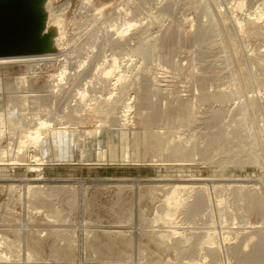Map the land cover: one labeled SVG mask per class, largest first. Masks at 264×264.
<instances>
[{
    "label": "rangeland",
    "instance_id": "374dc122",
    "mask_svg": "<svg viewBox=\"0 0 264 264\" xmlns=\"http://www.w3.org/2000/svg\"><path fill=\"white\" fill-rule=\"evenodd\" d=\"M81 1L50 0L49 7L46 4L50 17L47 27L63 23L59 36L53 39L51 58L0 64V114L8 112L13 96L14 100L28 97L33 101L36 95L44 101L48 114L42 118L56 125L55 132L70 128L69 136L74 133L76 143L85 148L82 152L81 146L54 144L59 138L54 130L37 148L24 133L11 134L7 130L1 136L0 150L7 156L1 163L5 170H0V241L17 244L13 246V258L19 255L16 258L20 261L13 264H27L28 255L30 262L34 258L32 263L40 261L36 264H72L65 258L72 251L68 249L72 234L78 238V245L73 247L78 258L73 264L87 263L83 256L85 240L102 249L101 253H86L88 263L264 264V0H90V4L84 2L89 4L84 7ZM40 3L43 1L35 3L38 9ZM257 12L262 15L259 19ZM253 15L255 24H250L248 20L254 19ZM125 21H132L137 28L125 33L124 42L116 34L127 28ZM43 29L44 26V33ZM45 37L40 40L44 42ZM135 48L139 52L135 53ZM42 53L46 51L38 55ZM112 61L118 64L122 76L118 84L111 74ZM81 87L86 90L85 99L79 96ZM223 90L224 95L229 91L228 98L223 97ZM106 99H113L109 100L111 104L116 102L112 106L118 117L111 116V122L108 117L105 123L92 109L95 105L105 106ZM182 101L192 113L190 125L185 122L187 113L171 114ZM125 103L132 104L129 121L121 129L124 133L114 135L112 123L121 120ZM29 106L34 108L32 103ZM154 107L163 111L162 115ZM70 109L76 111L72 118ZM167 111L170 115L166 116ZM160 115L164 121L157 118ZM180 116L185 119L179 121ZM166 117L176 122L171 118L170 123ZM157 135L168 136L167 141L174 140V145H191L188 154L190 151L192 155L180 159L165 153V158L156 149ZM171 142L167 147L174 146ZM20 146V160H14ZM35 155L43 160L41 174L29 168L36 164L32 162ZM181 184L195 188L203 185L205 202L192 213L196 190L188 193L190 204L180 207L175 220L178 243L158 241L154 234L169 233L174 225L166 228L158 221L152 223L162 213L167 190ZM28 185L44 187L48 202L28 200ZM238 186L237 193L243 190L260 198L262 209L254 211L246 202H240L234 191ZM52 187L68 190L53 191L49 189ZM75 191L78 199L72 207L68 204L69 193ZM60 213L63 223L58 222ZM50 229L61 233L50 238ZM208 231H215L219 251L199 245ZM85 233L96 237V244L93 238L85 239ZM38 241L43 244L42 250L35 255L31 246ZM110 244L113 248L109 250ZM28 246L32 254L27 253Z\"/></svg>",
    "mask_w": 264,
    "mask_h": 264
},
{
    "label": "bare ground",
    "instance_id": "6f19581e",
    "mask_svg": "<svg viewBox=\"0 0 264 264\" xmlns=\"http://www.w3.org/2000/svg\"><path fill=\"white\" fill-rule=\"evenodd\" d=\"M43 1V3H40V4H42L40 7V9H38V5H35V8H36V11H37V13L39 14V15H41L42 16V21H43V26H44V33H43V31H42V28H41V31H42V33L43 34H41L40 35V38H42L44 35H46V37H45V41L44 42H42L41 40V43L43 44V50L42 51H46V53H42V56H41V54L40 55H38V54H36V56L34 55V57L32 56V57H25V55L24 56H11V57H0V64H13V63H28V62H35L36 60V58L38 59V58H51L52 56H53V53H52V50H54V45H53V39H55V37H58L59 36V34H60V32L62 31L61 30V27L63 26V23H62V21H59L58 23L56 22L55 24H53L51 27H47V21H48V18L50 19V17H48V14H47V12L45 11V8L48 6V5H50V0H40V2H42ZM89 1L90 0H83V1H81L82 3H83V7L85 6V4H88L89 3ZM92 1V0H91ZM84 2H88V3H85L84 4ZM245 2V1H244ZM243 2V3H244ZM36 3H38V1L36 2ZM48 3V4H47ZM82 3H80V5L82 4ZM202 3V2H201ZM46 4H47V6H46ZM90 4V3H89ZM88 4V5H89ZM240 4V3H239ZM46 6V7H45ZM49 7V6H48ZM124 7V6H123ZM238 7V6H237ZM240 7V6H239ZM242 8L244 7V5L243 6H241ZM240 7V8H241ZM239 8V9H240ZM241 8V9H242ZM43 9H44V11H43ZM84 9V8H83ZM120 10H121V8H120ZM119 10V11H120ZM260 10V9H259ZM263 10V9H262ZM61 11V10H60ZM121 11H123L122 13L124 14V9L122 8V10ZM258 11V10H257ZM264 11V10H263ZM54 12H55V10H54ZM126 12H127V10H126ZM125 12V13H126ZM261 12V11H260ZM257 12L256 13V17L259 19L262 15H261V13H263V12ZM53 13V12H52ZM57 13V12H56ZM62 13V12H61ZM119 13V12H118ZM127 14H128V12H127ZM122 14L120 13V16H121ZM263 15H264V13H263ZM51 16V15H50ZM52 16H54V15H52ZM119 16V17H120ZM254 16V19H252V17H251V19H249L248 21L250 22V24H255V15H253ZM125 17V16H124ZM123 17V18H124ZM247 17H249V15L247 16ZM60 18V17H59ZM126 18V17H125ZM214 18V17H213ZM256 18V19H257ZM54 19V18H53ZM62 19V18H61ZM60 19V20H61ZM121 19H122V17H121ZM263 19V18H262ZM58 20V19H57ZM63 20V19H62ZM126 20V19H125ZM122 21H123V19H122ZM132 22V21H131ZM131 22H127V21H125V26H127V28L124 30V31H120V32H117L118 34H116V35H120V37L124 40V37H125V33L126 34H129L128 32L130 31V29H132L133 27H135V28H137L136 27V25L134 26L133 25V23L131 24ZM139 22V21H138ZM137 23V22H136ZM143 23V22H142ZM49 24V23H48ZM50 25V24H49ZM138 25H140V24H138ZM42 26V27H43ZM45 26H46V28H45ZM118 26V25H117ZM124 26V25H123ZM144 26V25H143ZM255 26V25H254ZM141 27V26H140ZM63 28V27H62ZM113 28H115V25L113 26ZM125 28V27H124ZM138 28H139V26H138ZM145 28V27H144ZM147 29H148V27H147ZM252 30H253V28H251ZM254 29H256V28H254ZM116 30V29H115ZM143 30V29H142ZM245 30V29H244ZM118 31V30H117ZM132 31V30H131ZM130 31V32H131ZM144 31V30H143ZM143 31H139L140 33H142ZM146 32H147V30H145ZM250 32V31H249ZM41 33V32H40ZM116 33V32H115ZM148 33V32H147ZM244 33V32H243ZM137 34V32L135 33V35ZM252 34V33H251ZM43 35V36H42ZM139 35V34H138ZM141 35V34H140ZM139 35V36H140ZM42 36V37H41ZM63 36V35H62ZM132 37V36H131ZM60 38V37H59ZM149 38V37H148ZM260 38V37H259ZM61 39H62V37H61ZM261 39V38H260ZM125 40H127V39H125ZM125 40H124V42H125ZM62 41V40H61ZM72 41V40H71ZM122 41V40H121ZM128 41H129V39H128ZM138 41V40H137ZM146 41V40H145ZM141 42V41H140ZM139 42V43H140ZM144 42V41H143ZM142 42V43H143ZM119 43V42H118ZM120 43H122V42H120ZM130 43V42H129ZM128 43V44H129ZM125 44V43H124ZM123 45V44H122ZM122 45H120V47L119 48H121V47H123ZM131 46H133V45H131ZM140 47H141V44H140ZM139 46H138V48H140ZM128 48V47H127ZM137 48V49H138ZM129 49V48H128ZM136 48H135V50H137ZM137 52H139V49L135 52V53H137ZM140 53H141V51H140ZM130 54V53H129ZM64 55V54H63ZM55 56V55H54ZM60 57V56H59ZM130 57V56H129ZM55 58H57V57H55ZM42 60V59H41ZM45 60V59H44ZM47 60V59H46ZM116 61H118L117 59H115ZM114 60V61H115ZM114 61H112V62H114ZM120 64V63H119ZM118 64L116 63V62H114V64H113V69L111 70L112 71V73H111V71H110V73L112 74V76L113 77H116V78H114V82L116 83V84H118V83H120V78L122 77V76H120L119 75V67L117 66ZM101 66V65H100ZM35 67V66H34ZM102 67V66H101ZM263 67V66H262ZM121 69V68H120ZM264 69V68H263ZM98 70H99V68H98ZM260 70H262L261 68H260ZM66 73V72H65ZM108 73H109V71H108ZM245 73H247V72H245ZM254 73V72H253ZM261 73H263V72H261ZM111 74H109V75H111ZM66 75V74H65ZM258 75V74H257ZM59 76H64V73L62 72ZM98 76V75H97ZM108 75L106 74V79L108 78L107 77ZM96 77V76H95ZM111 77V76H110ZM112 77V78H113ZM111 78V79H112ZM253 78V77H252ZM262 78V77H261ZM62 79V78H61ZM110 78H109V80H111ZM254 79H256V78H254ZM66 80V79H65ZM71 80H72V78H71ZM108 80V79H107ZM262 81V80H261ZM22 82V81H21ZM107 82V81H106ZM122 82V81H121ZM250 82V81H249ZM238 83L240 84V82L238 81ZM261 83V82H260ZM116 84H114V86L116 87ZM235 84V83H234ZM251 84V83H250ZM90 85V84H89ZM263 85V84H262ZM229 86V85H228ZM236 86H237V82H236ZM241 86H242V84H241ZM252 86V85H251ZM58 87V86H57ZM224 87V86H223ZM235 87V86H234ZM259 87V86H258ZM49 88V87H48ZM252 88V87H251ZM257 88V87H256ZM52 89V88H51ZM54 89V88H53ZM53 89L52 90H50V91H52L53 92ZM80 89V88H79ZM78 89V91H79V96H80V98L81 99H83L84 97L86 98V90H83L82 89V87H81V89L79 90ZM123 89H124V87H123ZM219 89V88H218ZM228 89V88H227ZM242 89V88H241ZM248 89H250L249 88V86H248ZM238 90V89H237ZM15 91V90H14ZM81 91H82V93H81ZM224 91V90H223ZM228 91V90H227ZM249 91V90H248ZM229 92V91H228ZM228 92H226V95H224L225 94V91H224V93L223 92H221V93H223V97H226V98H228L229 96H230V94H227ZM237 92V91H236ZM246 92V91H245ZM252 92V91H251ZM89 93V92H88ZM257 93H259V92H257ZM159 94V93H158ZM231 94H233V93H231ZM235 94V93H234ZM244 94V93H243ZM125 95V94H124ZM218 95V94H217ZM222 95V94H221ZM237 95V94H236ZM36 95H34V97L32 96V98H33V101H31L30 99H27L26 97V99L25 98H22L21 97V99H20V97H19V99L17 100V99H15L14 100V96L11 98L12 100L10 101V104H9V106H8V112L7 113H4V114H2V112H1V114H0V141H1V136H3L5 133H6V131L7 130H9L10 131V133L11 134H17V133H19L20 135L22 134V133H24V134H26L27 135V137H28V139H29V142L35 147V148H37V147H40V145L41 144H43L44 143V140L46 139V137L48 136V135H53L54 134V132H55V128H57V127H55L54 125H52L51 123L52 122H50L49 120L47 121L46 119L44 120L42 117H48V114H46L45 113V108L43 107V106H45L44 105V101H40V99H41V97H35ZM123 96V95H122ZM15 98H16V96H15ZM31 98V97H30ZM84 98V99H85ZM249 98V97H248ZM23 99V100H22ZM25 99V100H24ZM109 100L110 99H106V102H107V104L105 105V106H103V105H95V107H93V109H92V113H94V114H97V115H100V117L102 118L101 120V122H103V119H104V121H105V123L107 122L106 121V119L108 118V117H110V122H111V116H113L112 118H115L116 116H114L115 115V108H113V106L115 107V104H116V102H113V104H111V103H109ZM111 100H113V99H111ZM110 100V101H111ZM179 100V99H178ZM181 100V99H180ZM179 100V101H180ZM182 100H184V99H182ZM218 100V99H217ZM248 100V99H247ZM93 101H95V102H98L97 101V99L96 98H94V100ZM92 101V102H93ZM179 101H178V103H179ZM227 101V100H226ZM249 101V100H248ZM251 101H252V99H251ZM89 102V101H88ZM118 102V101H117ZM169 102V101H168ZM183 102H185V101H182V103H180V105H179V107L178 106H176V107H178L176 110H174V109H172V111H171V114H172V116H175V115H173V114H175V112H178V115H180V113L181 112H185V113H187V117H186V119H185V122H186V124H192V121H193V118H192V113L188 110V108H187V106H186V103L184 104ZM208 102V101H207ZM30 103H32V106L34 107V108H30V106H29V104ZM90 103V102H89ZM188 103V102H187ZM124 104V103H123ZM126 104V103H125ZM253 104V103H252ZM255 104V103H254ZM253 104V105H254ZM91 105V104H90ZM89 105V106H90ZM112 106V108L111 109H107V110H105V107L106 106ZM131 103L129 104L128 103V105L126 104V105H124V106H122L123 108V110H122V115H121V120L120 121H118V122H113L112 123V130L114 131V133H112V134H118V133H124V131L122 132L121 131V129H123L124 127H125V123L127 122V120L129 121V117H130V113H131V111H132V107H131ZM192 105H194V102H193V104ZM92 106V105H91ZM110 106V107H111ZM162 106V105H161ZM121 107V106H120ZM175 107V108H176ZM193 107V106H192ZM195 107V106H194ZM42 108H44V109H42ZM90 108H92V107H90ZM109 108V107H108ZM119 108V107H118ZM118 108H117V110H118ZM247 108H248V106H247ZM154 109H155V111L157 110L155 107H154ZM164 109V108H163ZM249 109H250V107H249ZM71 110V112L69 113L70 114V116H71V118L73 117V115L75 114V110H73V109H70ZM159 110V109H158ZM158 110H157V112H158ZM166 110V109H165ZM244 110H246V109H244ZM248 110V109H247ZM252 110V109H251ZM47 111V110H46ZM155 111H154V113H155ZM160 112H158L159 114L161 113V115H162V112H161V110H159ZM170 111L168 112L167 111V113H166V116H167V114L168 115H170L169 113H170ZM194 111V110H193ZM5 112V111H4ZM153 112V111H152ZM245 112V111H244ZM248 112V111H247ZM254 112V111H253ZM158 113H156V114H154V116L155 115H158ZM217 113V112H216ZM240 113V112H239ZM43 114L45 115H47V116H43ZM133 114V113H132ZM246 114V113H245ZM248 114V113H247ZM252 114V113H251ZM250 114V115H251ZM161 115L160 116H157V118L159 117V119H161L160 117H161ZM177 115V116H178ZM218 115V114H217ZM70 116H69V118H70ZM103 116V117H102ZM153 116V117H154ZM219 116V115H218ZM237 116V115H236ZM244 116V115H243ZM52 117V116H51ZM118 117V116H117ZM116 117V118H117ZM164 117V116H163ZM182 117H184L183 116V114H182ZM245 117H246V115H245ZM253 117V116H252ZM167 118V117H166ZM170 120H167V121H170V123H171V121L173 120V117H168ZM167 118V119H168ZM171 118H172V120H171ZM215 119H217V117H214ZM218 118H220V116L218 117ZM48 119V118H47ZM59 119H60V117H59ZM154 119V118H153ZM181 120L182 118H181V116L178 118V120ZM184 119H182V121L184 120ZM197 119V118H196ZM213 119V118H212ZM252 119V118H251ZM254 119V118H253ZM56 120V119H55ZM62 120V119H61ZM155 120V119H154ZM162 120V119H161ZM160 120V121H161ZM176 120H177V118H176ZM177 120V121H178ZM179 120V121H180ZM220 120V119H219ZM241 120V119H240ZM158 121V120H157ZM162 121H164V120H162ZM174 122H176L175 121V119L173 120ZM216 121V120H215ZM56 122H58V121H56ZM56 122H54V123H56ZM67 122H69V121H67ZM74 122H75V120H74ZM110 122H108L107 124H111ZM173 122V123H174ZM255 122V121H254ZM262 122V121H261ZM59 123H61V121L59 122ZM166 123V122H165ZM58 124V123H57ZM68 124V123H67ZM177 124V123H176ZM196 124V123H195ZM61 125V124H60ZM165 125H168V122L165 124ZM247 125V124H246ZM254 125V124H253ZM256 126V125H255ZM170 127H171V125H170ZM242 127V126H241ZM69 128V127H68ZM67 128V129H68ZM179 128V127H178ZM261 128V127H260ZM259 128V129H260ZM70 129V128H69ZM68 129V130H69ZM171 129V128H170ZM187 129V128H186ZM54 130V132H51V131H53ZM68 130H66L65 129V127H64V129H62V130H57V132H55V134L56 133H58V139L57 140H54L53 141V143L54 144H60V146H62V145H73V147L75 146V148H77V146L78 147H80L81 145H79V144H77L76 142H77V140L75 139V134L74 133H72L70 136H69V134L70 133H68L69 131ZM218 130V129H217ZM262 130V129H261ZM260 130V131H261ZM9 131H8V133H9ZM68 131V132H67ZM166 131V130H165ZM256 131H258V130H256ZM170 132V131H169ZM164 134V133H163ZM10 135V134H9ZM19 135V136H20ZM215 135V134H214ZM224 135V134H223ZM10 136H12V135H10ZM212 136V135H211ZM227 136V135H226ZM251 136V135H250ZM16 137H18V136H16ZM168 137V136H167ZM167 137H166V135H164V136H160V135H157V136H155L154 137V142H155V145H156V149H157V151L158 152H162L163 154H165V153H167L169 156H173V157H177V158H180V159H183V158H185L186 156H189V154H190V151H189V154H188V149H189V147L191 146H188V148H186L185 146H183V145H181V144H177V145H174V140H173V142H171L172 140H170V141H167ZM172 137V136H171ZM215 137V136H214ZM228 137H230V136H228ZM169 138V137H168ZM208 138V137H207ZM219 138V137H218ZM231 138V137H230ZM171 139V138H170ZM178 139H180L179 137H178ZM197 139V138H196ZM227 139V138H226ZM169 140V139H168ZM189 140V139H188ZM222 140V139H221ZM251 140V139H250ZM46 141V140H45ZM180 141H181V139H180ZM223 141H224V138H223ZM222 141V142H223ZM226 141V140H225ZM228 141V140H227ZM231 141V140H230ZM234 141V140H233ZM168 142H171L172 144L171 145H174V146H169V147H167L168 145H167V143ZM176 142H177V139H176ZM191 142V141H190ZM229 142V141H228ZM259 142V141H258ZM258 142H256V143H258ZM75 143V144H74ZM224 143H227V142H224ZM232 143V142H231ZM237 143V142H236ZM261 143V142H260ZM187 144V143H186ZM189 144V143H188ZM223 144V143H222ZM252 144H254V143H252ZM46 145V144H45ZM45 145H44V148H45ZM220 146H221V144H219ZM246 145V144H245ZM261 145V144H260ZM262 145H263V143H262ZM225 146H227V145H225ZM229 146H230V142H229ZM237 146V145H236ZM239 146V145H238ZM222 147H223V145H222ZM262 147V146H261ZM21 148V149H20ZM20 148H18L17 149V156L14 158V160L16 159V160H20L19 159V155H18V153L19 152H22L21 150H22V146H20ZM83 148V149H82ZM191 148V147H190ZM194 148V147H193ZM193 148H192V150H193ZM252 148V147H251ZM80 149H81V151L83 152L84 151V146H81L80 147ZM218 149L220 150V147H218ZM224 149V148H223ZM229 149V148H228ZM264 149V148H263ZM191 150V149H190ZM227 150V149H226ZM80 151V152H81ZM195 151V150H194ZM199 151V150H198ZM204 151V150H203ZM215 151H217V150H215ZM192 152V151H191ZM219 152V151H218ZM217 152V153H218ZM229 152V151H228ZM222 153V152H221ZM257 153V152H256ZM7 153L5 152V151H3V150H0V170H2V171H4L5 169H1V166H3V165H1V163H4V161H6L5 159H6V155ZM11 154V153H10ZM13 155V154H12ZM190 155H192V154H190ZM218 155V154H217ZM38 155H35V156H32V159L34 160V161H32L31 159V161L32 162H35L36 164L35 165H30L29 166V168H30V170H32L33 172H37V173H40L41 174V166H43V160H42V158H40V156L39 157H37ZM165 156H166V154H165ZM253 156V155H252ZM173 157H171V158H173ZM5 158V159H4ZM165 158H168L167 156L165 157ZM257 158V157H256ZM238 159V158H237ZM13 160V159H12ZM258 160V159H257ZM25 161H27L26 159H25ZM30 161V162H31ZM231 161H232V159H231ZM239 161V160H238ZM243 161V160H242ZM259 161V160H258ZM261 161V160H260ZM10 162H11V160H10ZM13 162V161H12ZM20 162V161H19ZM183 162V161H182ZM255 162V161H254ZM254 162H253V164H254ZM14 163V162H13ZM238 163V162H237ZM18 164V163H17ZM9 165V164H8ZM9 166H12V165H9ZM8 166V167H9ZM45 166V165H44ZM180 168V167H179ZM41 177V176H40ZM40 186V185H39ZM204 186H206V185H204ZM12 187V186H11ZM65 187V186H64ZM69 187V186H68ZM166 187V186H165ZM169 187H172V186H169ZM207 187V186H206ZM225 187V186H224ZM243 187V186H242ZM245 187V186H244ZM14 186L11 188V190L13 191H16V189L14 188ZM61 188V187H60ZM56 189L57 191H62V192H66L68 189L67 188H61V189ZM204 188L205 187H203V185H202V188H201V186H200V188L198 187H194V186H189V185H186V184H181V185H175V186H173L170 190L168 189V187L167 188H165V191L167 190L168 192H167V194H166V198L164 199L165 200V202L163 203V208H162V211H161V209H160V211L162 212V213H160V215L158 216V217H156L154 220H155V222H153L152 224H156L157 223V221L161 224V225H164L163 227H165V225H166V228L167 227H170V226H175V224H176V222H175V220H176V217H177V215H178V212H179V210H180V207L181 206H184L185 204L187 205V203H189L188 201V193H191V192H193L194 190H196L195 192H196V203L194 202V207L192 206V213H196L198 210H200L201 209V206L203 205V202H205V197H204V195L207 193V192H205V194H204ZM208 188V187H207ZM220 188V187H219ZM228 188H229V186H228ZM239 188V186L234 190L236 193H237V189ZM23 189V188H22ZM28 189V190H27ZM50 190H55V188H49ZM158 189V188H157ZM223 189V188H222ZM241 189H243V188H241ZM25 190H27L26 192L28 193V200H41V201H43V199H45L46 201H47V198H49V197H47L46 196V194H47V191H45L44 190V187H43V189L41 188V187H37V186H27L26 187V189ZM49 190V191H50ZM55 190V191H56ZM71 190H72V188H71ZM160 190H162V189H160ZM233 190V189H232ZM240 190V189H239ZM244 190L245 191H247V188H244ZM73 191V190H72ZM244 191V192H245ZM70 192V191H69ZM225 192V191H224ZM239 192V191H238ZM248 192V191H247ZM70 194V196H71V199L69 198V200H70V202H68V204L70 205V206H72V207H74L75 206V204H76V201H77V196H78V194L76 193V191L75 192H71V193H69ZM77 194V195H76ZM238 195H236L235 194V197H238L237 199H239L240 200V202H246V204L250 207V208H252L254 211H259V210H261L262 209V206H263V204H262V201H261V199L260 198H258V197H255V196H251V195H248L247 193H243V190H242V192L240 191L239 193H237ZM250 194V193H249ZM187 195V196H186ZM190 195V194H189ZM191 198V196L189 197V199ZM194 198V197H193ZM263 198V197H262ZM209 199V198H208ZM230 199V198H229ZM48 202V201H47ZM193 202V201H192ZM210 202V201H209ZM222 202V201H221ZM78 203V202H77ZM190 204V203H189ZM223 204V203H222ZM246 204H245V206H246ZM192 205V204H191ZM235 205V204H234ZM184 207H188V205L187 206H184ZM220 207V206H219ZM182 209V208H181ZM210 209V208H209ZM247 209V208H246ZM234 210V209H233ZM248 210V209H247ZM159 211V210H158ZM159 211V212H160ZM221 213V212H220ZM157 214H159V213H157ZM57 217H58V219L59 220H61V221H58L59 223L61 222V223H63L62 221L64 220L63 219V216H62V213H60V214H58L57 215ZM51 222V221H50ZM131 222V221H130ZM207 222V221H206ZM159 223H158V225H159ZM148 224H150V223H148ZM154 224V225H155ZM177 225V224H176ZM173 226V228L174 229H172V231L171 230H169V231H171V232H169V233H167V232H160L159 233V235L158 234H154V239L155 238H157L158 239V241H161V240H163L164 241V243L165 242H172V241H174L175 243H178V238L176 239V237L179 235V233L177 232V230H178V228H176V226L174 227ZM156 227V226H155ZM160 228V227H159ZM50 230H52V229H50ZM55 230V229H54ZM21 231V230H20ZM156 231H158V230H156ZM179 231V230H178ZM87 232V231H86ZM155 232V231H154ZM214 233H210L209 231H208V233L209 234H207L204 238H203V235H202V238H203V243H202V239H200L201 241H200V243H199V245L200 244H204V245H206V246H208V248L209 249H212V251L213 252H215V251H219V246H218V241H217V236H216V233H215V231H213ZM16 233V232H15ZM59 233H61V231L60 230H56V231H51V233H50V238L51 237H55V236H58V234ZM248 233V232H247ZM18 234V233H17ZM110 236L111 235H113V233L112 232H109L108 233ZM191 234V233H190ZM90 235V234H89ZM88 235V233H85V239H88L90 236ZM180 235H182V234H180ZM76 235H74V234H72V236L70 237V239H69V244H68V249H71L72 251H69V252H67V254H66V256H65V258L68 260V259H70L68 262H71L72 261V264H73V262L76 260L77 261V259H76V255L78 254V253H75L74 252V249H73V247L75 246V243H77V239L78 238H76L75 237ZM189 236V235H188ZM196 236V235H195ZM227 236V235H226ZM179 237V236H178ZM191 237V236H190ZM193 237H194V235H193ZM49 238V237H48ZM90 238H93V237H90ZM187 238V237H186ZM185 238V240L187 241V239ZM199 238V237H198ZM226 238V237H225ZM111 240H112V238H110ZM193 239V238H192ZM197 239V238H196ZM229 239V238H228ZM228 239H226V240H228ZM255 239V238H254ZM45 240V239H44ZM91 240V242L94 240L95 241V244H96V240H97V238L96 237H94L93 238V240L92 239H90ZM188 240L190 241L191 239H189L188 238ZM41 241V240H40ZM157 241V242H158ZM182 241H184L183 239H182ZM188 241V242H189ZM88 241L87 240H85V243H86V248H85V252H84V254H83V256H84V258H85V260L87 261V263H85V264H111V263H114V262H99V263H94L95 261H92L91 263H88L89 262V260H88V258H86V253H94V254H97V253H101L102 252V249H100V248H95L96 246L98 247V245H94L95 247H93L92 245L93 244H91L90 243V245L87 243ZM111 242V241H110ZM156 242V243H157ZM190 242H192V240L190 241ZM199 242V241H198ZM10 242H1L0 241V264H13V262H17L18 263V261H20V260H18L17 258H18V256L19 255H15L14 256V258H13V249L14 250H16L13 246H15V244H13V242H12V244L10 243ZM36 243V242H35ZM33 244V246H31L32 248H33V251H32V249L31 248H29V246H28V248H27V250H28V252L27 253H29V254H32V253H35V255H37L36 253L37 252H41V247H42V245L43 244H41L39 241H38V243H36V244ZM45 243V242H44ZM129 243V242H128ZM181 243V240H180V242H179V244ZM196 243V242H195ZM259 243V242H258ZM112 244V243H111ZM110 244V245H111ZM160 244H162L163 245V243L161 242ZM183 244V243H182ZM188 244V243H187ZM77 245H78V243H77ZM76 245V246H77ZM89 245V246H88ZM129 245V244H128ZM5 246V248H2V247H4ZM16 246H17V244H16ZM19 247H17V249L19 248L20 249V245H18ZM101 246V245H100ZM112 246V245H111ZM110 246V247H111ZM165 246V244L163 245V247ZM176 246H178V245H176ZM176 246H175V248H176ZM189 246H190V244H189ZM196 246V245H195ZM201 246V245H200ZM259 246V245H258ZM263 247H264V244L262 245ZM78 247V246H77ZM76 247V248H77ZM110 247H108L109 248V250L110 249H112L113 248V246L110 248ZM168 247H170V245H168ZM179 247H182V250L184 249L183 247L184 246H180L179 245ZM6 248H8V249H6ZM106 248V247H105ZM161 248V247H160ZM208 248H206V249H208ZM256 248V247H255ZM78 249V248H77ZM107 249V248H106ZM169 249V248H168ZM178 249H181V248H178ZM187 249V248H186ZM185 249V250H186ZM196 249H197V247H196ZM218 249V250H217ZM172 250V249H171ZM181 250V251H182ZM31 251H32V253H31ZM75 251H79V250H76L75 249ZM108 251V250H107ZM114 250H112V253H114L113 252ZM180 251V252H181ZM187 251H188V249H187ZM187 251H185V252H187ZM203 251V250H202ZM207 251V250H206ZM20 252V251H19ZM177 252H179V251H177ZM111 253V252H110ZM184 253V252H183ZM16 254H18L17 253V251H16ZM116 254V253H115ZM35 255L33 254L32 256H33V258L35 257ZM17 257V258H16ZM27 257V256H26ZM31 256L30 255H28V257H27V259L28 260H26L27 262L30 260L31 261ZM37 258V257H36ZM74 258H75V260H74ZM78 258V257H77ZM13 259V260H12ZM17 259V260H16ZM35 259V258H34ZM33 259V260H34ZM202 259V258H201ZM33 260H32V262H33ZM37 260V259H36ZM29 261V262H30ZM37 261H39V260H37ZM36 261V262H37ZM41 261H42V259H41ZM45 261V260H44ZM78 261H79V259H78ZM27 263V264H36V262H34V263H32V262H30V263ZM40 262V261H39ZM52 262V261H51ZM47 263V262H46ZM42 264H45V262L44 263H42ZM50 264V263H49ZM54 264H56V263H54ZM75 264V263H74ZM117 264H120V263H117ZM130 264H132V263H130ZM200 264V263H199Z\"/></svg>",
    "mask_w": 264,
    "mask_h": 264
},
{
    "label": "water",
    "instance_id": "95a60500",
    "mask_svg": "<svg viewBox=\"0 0 264 264\" xmlns=\"http://www.w3.org/2000/svg\"><path fill=\"white\" fill-rule=\"evenodd\" d=\"M35 3L36 0H0V57L42 52L43 21Z\"/></svg>",
    "mask_w": 264,
    "mask_h": 264
}]
</instances>
